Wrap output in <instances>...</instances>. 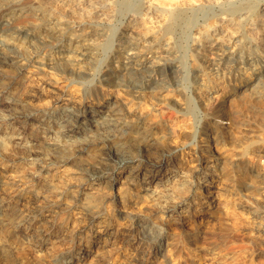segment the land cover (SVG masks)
I'll return each instance as SVG.
<instances>
[{
	"label": "bare ground",
	"instance_id": "obj_1",
	"mask_svg": "<svg viewBox=\"0 0 264 264\" xmlns=\"http://www.w3.org/2000/svg\"><path fill=\"white\" fill-rule=\"evenodd\" d=\"M109 1L111 0H0V21H6L3 26H0V95L7 96L6 94L10 91L12 86H15L18 91V94L16 92V95L11 101L0 104L4 110L9 111L7 117L4 120L1 118L5 124L4 127L15 125L17 127L16 130L22 129L27 133L29 138L33 139V137L36 136L37 138L39 135L36 127L37 124H35L36 126L32 124L36 119H38V117L39 119L40 117L54 119L56 122L57 120L61 119L62 121L60 120L61 123L59 126V132L61 131V135L65 140L67 138L70 140L75 137L74 140H70L71 143L66 142L61 144L57 142L52 143V141L51 143H47L46 141L41 140L38 144L39 146L43 145V152L35 153L28 150L23 152V155H25L27 161H31V164L34 162H39L42 169H46L50 173H53L52 177L57 175V178L61 177L62 179H65V183L68 185V187L71 185L73 186V184L69 183V179L78 180V184H75L74 186L79 188L76 193H80L79 196H76L75 194L70 193V191L65 190L68 192V196L72 198L73 204H48L45 202V197H35L36 195H31L24 189H22L23 191L18 190L19 187L17 188L12 181L7 179V166L0 165V218L10 219L12 216H14L17 219L15 221L16 224L25 225L22 234L23 237L29 238V236L32 235L38 237L42 236L40 237V241H43L41 242L42 246H44V244L46 245L48 241L47 239L45 243V240H42V238H44L46 235L54 233L55 228L58 227L60 230L59 238H61L63 241L70 242L78 249V251H83L85 254H90L96 249L103 251L109 246H114L117 244L131 245L137 238L138 233L149 232L151 234V244H155L161 238L162 233L160 234L157 232L158 230L152 233L148 225L145 226L144 224L140 226L139 229H135V231L133 229L129 230L128 227L119 223L114 211L117 208V200L121 201L122 203L127 202L126 190L129 188L127 189V187H125L126 185H137L139 187H143L144 185H149L152 183V181L154 182L156 179L159 180L158 184L163 182L165 185L164 182L168 180V177L165 178L166 174L163 173V170L168 172V170L171 169L169 167L173 166V164L177 165L179 170H185L191 174L197 173L198 169L201 167L206 171L210 170L209 163L211 160L209 159L210 156H212V153H210V141H215L217 139L223 140V143L228 145L229 148H232L233 146L236 148L238 147L241 149V155H244V153L247 151L254 154H260L264 151L261 145L257 146L254 142L248 144L247 146H243L240 140L237 142V140L234 138V135L231 133L229 134V126H223L221 123V121L226 117L224 111H222L224 101L229 97L244 93L246 90H249L250 86L256 80L254 79L255 75L262 76V73L264 72V6L259 7L258 15L251 23V30H253V35L260 46L258 47L259 50L256 54V57H258V59L260 58V61L258 63L256 61L257 64L255 65V68H252L251 66L253 65L248 63L251 62V58L248 56H242L240 54L234 55L233 53L229 54L226 53V50L225 53H220L221 51H224L222 45L228 44L227 47L236 48L239 43V36H237V33H239L238 30L233 32L231 31L220 36L219 38L217 37L219 36V32L221 31V26L223 24L226 23L225 26L231 25L230 21L232 20L230 18H226L225 16L220 17L218 22H212V24H210L205 30L199 31V35L196 37V41L200 42L199 44L203 47L208 48V52L213 55V57L210 58L211 56L209 57V55L206 54L209 57V61L211 63H208L209 65L203 64L204 66L200 67V72L202 74V84L206 77L211 75L212 78L214 77V72H216L214 69L216 67H214V69L210 67L213 65L221 66V64H226V67L224 68L227 70L230 68L229 63L234 62L235 64H241L242 66L248 65V69H250V71L242 70L243 72H241V77L236 72L240 77V81L238 80V85H229L228 87L226 86L228 83L227 80L222 81L221 79V81L218 80L215 82V87H209L206 89H201V86L199 87L197 91V97L200 99L207 112L211 116L209 124L211 123L212 129L214 130L213 134L209 136L205 133L206 135H204L203 146H201V142L200 146L194 145L197 146L199 150H201L200 152L202 154H200L199 152H196V147L193 146V143L197 137H195V134L190 130H186V132L184 131V134H178L175 130V126L172 127L174 124H172L171 129L169 132H167L168 134H165L164 137H157L155 134V129H157V125L154 123L155 121L150 122L146 116L141 115L138 118L136 117V119L129 121L130 119H127V114L130 112L125 114L124 103L121 100V97H119L123 93H125V96H131L133 93L142 92L145 90L147 91L146 87H148L150 79H143L139 75L141 73V69L145 68L147 64L150 63L151 67L148 69L154 70V67L161 64V62L157 60H159V56H161L164 51L160 52L162 49L160 46L161 36L159 37L156 31L160 27H165L160 29H164L165 32L168 30L169 21L166 14H168L170 11L169 8L164 9L159 7V5L163 3L162 1L159 2L160 0H158V3L160 4H156V0L155 2H152L151 0L150 2L148 0L150 3H148L146 6L147 10L144 13L141 12L142 17H135L137 19L131 17V32H133V34L130 35L129 31H125L124 36L122 37L124 40H118L117 44L120 45L121 49L119 56L116 57L118 58L116 64H118L117 70L123 72L122 77L124 78L121 80H117L118 78L113 80V77L104 79L107 82L101 83L103 87L101 88V97L97 100L92 99V101H87L81 94L80 90L76 88L78 86H74L75 81L70 79V77L74 75L73 72H84L83 70L88 66L89 62L98 58H96L98 54L96 46L97 38H95L92 34L95 33L94 29L96 26L90 23L87 24V22H92L98 16H108L107 12L112 11L109 10ZM236 2L242 5L247 2L249 3L250 0H240V2L239 0H210L209 4H225L228 7V13L231 12L233 15H235V13L241 10L239 9L240 5H237ZM182 3L184 4V2ZM80 4L83 6L77 8V6ZM251 5L253 7V3ZM256 7L257 6H255V9ZM178 11V8L171 10L172 14L170 13V16H173V18L177 17L179 14ZM153 14H158L159 17H162L159 18L160 20L158 23H156V26L154 25L151 27L152 25L150 23L149 17L153 16ZM28 15H37L42 17V20L45 23V26L41 29L42 32H45V35L56 36L55 40L57 42L58 38L64 43V55L65 53L67 55L64 56L66 59L65 62L60 64V66H62L60 69H57V66L54 65L55 59L61 56L60 53L59 55L54 54L55 50L53 53H48V51H43L40 53L36 51L31 52L26 46V43L31 42V40L35 38L38 33H40L38 30L26 26H20L15 29L10 28V25L16 23L18 18H24ZM164 15H166V17ZM235 16H237V14ZM103 22L101 23L103 24ZM148 23H150L151 26H149ZM235 23L237 24V22ZM86 25L90 27L92 26V29L86 28L87 32H79L81 27H86ZM236 29L237 27H235V30ZM22 37L24 38V41L20 42L19 39ZM100 45L101 43L99 46ZM153 45H157V49H154L155 46ZM148 46H150L149 49H147ZM147 50H154V60L150 59L149 56L146 55L145 51ZM41 54H43V56L39 58V55ZM229 60H232V62ZM33 61H36V63L39 64V67H30L29 64L33 63ZM45 67L46 69H44ZM133 69H137L136 72H129V70ZM225 69H223V72ZM207 73L210 75L207 76ZM160 80L162 79L160 78ZM112 82H115V84ZM161 86L164 87V85ZM167 86L168 85H166V87ZM158 87L159 86H157V88ZM159 89L161 88L159 87ZM165 92L167 91L163 88L162 91L160 90V93L157 94V98L160 100V106H162L157 109L158 111H162L167 107L166 104H163L168 98L166 95L167 93ZM111 104L116 105L113 110H111V108L109 109ZM62 112H68V114L66 113L63 117ZM39 113L40 116H38ZM102 114H106V117H104ZM99 119H104L105 122H100L104 126L97 125ZM83 130L85 133L90 135L87 137L84 136L85 138H77V136L80 135ZM250 132L251 130L249 133ZM177 137L185 138L183 144L181 143V147H176L175 145L174 147L169 144L167 145L169 140L173 141V139L175 140ZM27 148L28 147H26V149ZM215 149L218 150L217 147H215ZM176 151H180V155L172 157L173 153ZM192 151V155H194V152L196 154L193 157L191 156ZM21 152L22 151H20V153ZM123 153L127 154L124 155ZM8 155L9 153L7 156ZM240 162L241 164L244 163L243 161ZM36 168L37 167H35V169ZM37 170L38 173L41 171L39 169ZM254 170L255 169L252 170L253 175H251L253 178L252 182L254 180L264 181V173H260L259 171L258 173L255 172L256 174H254ZM67 173H69L68 175L72 176L68 178L62 176ZM226 175V173H223L211 176V178L204 181V191H201L203 188L199 187L198 190L192 194V200L190 203L192 204L194 210H203L204 208H209L210 210L215 211L222 207L227 209L229 205H240L239 209L241 210L244 208L242 202H239V204L236 203L238 199L236 197L235 191L231 188L232 186H229L230 181L228 183V178ZM37 177L32 179L29 177L30 182L32 183L31 186L37 187L42 183V186H45L46 189H51L53 187L51 181L46 180L43 181V183ZM85 184H90L91 186L89 188H83ZM96 185V188L92 187ZM113 190H116L117 194H115ZM167 203L169 204V202H166V204ZM164 205L162 206L161 203L160 206L165 208ZM148 207L152 209V205ZM170 208L172 207L166 206L167 210L164 211V213H167L168 211L171 212V210H169ZM59 210L65 211L66 217L60 224H55L54 218ZM153 211L154 213L152 215H156L158 212L156 210ZM153 211H151V213ZM236 217L239 220V226L243 229V232L246 236L251 238L253 241H256V243L258 241L264 244V227L261 226L263 222L255 221L257 219L251 218L248 215V211L247 215L240 211V215H237ZM12 245L13 246H11L10 249L3 251V259H6L7 263L9 260L8 264H26L25 257L19 253V250L14 244ZM0 247H2L1 232ZM179 247L188 250L189 255L192 257L190 260L191 264L197 263L195 262L194 258H197L199 253L192 243L190 244L188 242H184ZM237 247L239 248V251H234V249H231L232 253L228 255L221 254L219 251H217L216 247H213L212 250H210L211 254H208L211 256L209 258L211 264H264L263 259L256 260L253 258V253L251 254L253 257L246 255L247 257H244L243 261L242 256L239 255L238 257V255L236 256L234 252L247 253L249 245L240 244V247ZM146 253L147 251H141L139 253L140 255H138L142 264H148L150 260L149 258L146 259ZM166 256L167 259L169 258V262H171V264H180V258L175 256L171 250L167 251ZM69 260L70 259H68V261ZM74 260L75 259H72L68 263L73 264Z\"/></svg>",
	"mask_w": 264,
	"mask_h": 264
},
{
	"label": "rangeland",
	"instance_id": "obj_2",
	"mask_svg": "<svg viewBox=\"0 0 264 264\" xmlns=\"http://www.w3.org/2000/svg\"><path fill=\"white\" fill-rule=\"evenodd\" d=\"M147 1L148 0H111L109 1V10L112 11L107 12L108 16L110 15L109 17L98 16L100 18L97 17L92 22H87V24L90 23L96 26V28L94 29L95 33L92 34L95 38H97L96 46L98 54L96 58H98L96 60L90 61L88 66L84 68V72H73L74 75L70 77V79L75 81L74 86H78L76 88L80 90L81 94L87 101H92V99L97 100L101 97V88H103L101 83L107 82L104 79L113 77V80L115 78H118L117 80H121L122 78H124L122 77L123 72L117 70L118 64H116V61L118 60V58L116 57L119 56L121 49L120 45H118L117 43L118 40H124V38L122 37L124 36L125 31H129L130 35L133 34V32H131L132 18L137 19L135 17H142L141 12L144 13L147 10L146 6L148 5V3H150L151 1L155 2V0H149L150 2ZM161 1L164 3V5L163 3H161L162 5L158 3V0H156V4L158 3L160 4L159 7H162L164 9L169 8L170 10L169 13L166 14L169 21L168 30H166L165 32L164 29L160 30L165 27H160L156 31L159 37L161 36V45H159L162 49L160 50V52L164 51L162 55L159 56V60H157L161 62L162 65L159 63L160 65H157L156 67H154L155 69L152 70L148 69L151 67L149 63L145 68L141 69V73L139 75L143 79H150L149 85L148 87H146L147 91L145 90L142 92L133 93L131 96H125V93H123L124 95L121 94V96L119 97H121V100L124 103L125 114L130 112L127 114V119H130L129 121L136 119V117L138 118L140 115L146 116L150 122L155 121L154 123L157 125L155 134L157 137H164L165 134H168L167 132H169L172 124H174L172 127L175 126V130L178 134H184L183 132H186V130H190L195 134V137H197L198 139H195L193 146H200L201 143V146H203L204 135L208 134L209 136L213 134L214 130L212 129L211 123L209 124L211 116L207 112L200 99L197 97V91L199 87L201 86V89L215 87V82H217L218 80L221 81V79L222 81L227 80L228 83L226 84V86L228 87L229 85H238L241 77V72L248 70L250 71V69H248V65L242 66L241 64H235L234 62H232V60H229L232 63H229L230 68L227 70L224 68L226 67V64H221V66H210L212 69L216 67V70L214 69V71L216 72L213 71L215 73L214 77L212 78V75L208 76L210 74L207 73L208 77H206L207 79L205 78V81H203L202 84V74L200 72V67L209 65L211 63L209 61V57L211 56L210 58H212L213 55L208 52V48L203 47L199 44L200 42L196 41V37L197 35H199V31L205 30L210 24H212V22H218L220 20V17L225 16L226 18H230L232 20L230 21L231 25L225 26L226 23L223 24L221 26L219 36L217 37L219 38L220 36L231 31L233 32L238 30L239 33H237V36H239V43L236 48L227 47L228 44L222 45L224 51H221L220 53H225L226 50V53L229 54L233 53L234 55L240 54L242 56H248L251 58V62L248 63H251L253 65L251 67L255 68V65L260 61V58L258 59V57H256V54L259 50L258 47L260 46L255 36L253 35V30H251V23L258 15L259 7L264 6V0H250V4L247 2L242 5L236 2L237 5H240L239 9H241L237 13H235V15L237 14V16L233 15L231 12L228 13V7L225 4L211 5L209 4L210 0H160L159 2ZM166 2L169 4H167ZM182 2H184V4ZM252 3L254 8L251 5ZM80 6L83 5L80 4L79 6H77V8H79ZM255 6H257L256 9ZM176 8H178L179 14L177 17L173 18V16H170L173 12H171V10H174ZM166 15L164 16L166 17ZM156 16L158 19L156 18ZM151 17H149V19L152 26L150 25V23H148V25L153 27L154 25H157L156 23H158V21L160 20L159 18H161L162 16L159 17L158 14H153V16ZM22 18L23 17L18 18L16 23L10 25V28L15 29L20 26H26L38 30L40 33H38L36 37L31 40V42H25L26 46L30 49L31 52L36 51L40 53L43 51H48V53H53V51L55 50L54 54L59 55L60 53L61 56L59 58L57 57L54 63V65L57 66V69H60L62 67L60 66V64L65 62L66 57L64 58V56L67 55L66 53L64 55V43L61 42V40L58 38L57 42L55 40L56 36L45 35V32H42L41 29L45 26L42 17L37 15H28L23 19ZM98 19L100 23L98 22ZM101 22H103V24ZM235 22H237V24ZM5 23L6 21L1 20L0 26H3ZM247 24L249 25V27ZM87 26L88 25H86V27H81V30H79V32H87L86 28L92 29V26ZM235 27H237L236 30ZM247 27L250 29H248ZM45 37L47 38V40ZM19 40L20 42H23L24 38L22 37ZM100 43L101 45L99 46ZM164 44L165 46L169 47H165ZM156 46L154 49H157ZM149 47L150 46H148L147 49H149ZM153 51H145L146 55L149 56V58L152 60L155 59L153 56ZM206 54L209 55V57ZM42 56L43 54L39 55V58ZM29 66L39 67V64L36 63V61H33V63L29 64ZM44 69H46V67ZM223 69H225L226 71L224 70L223 72ZM136 70L137 69L129 70V72H136ZM160 78L162 80H160ZM254 79L256 80L250 86L249 90H246L244 93L229 97L224 101L222 111H224L226 117L221 121V123L223 126H229V134H233L237 142H239L240 140L243 146H247L248 144L254 142L255 145H261L264 149V72L262 73V76L255 75ZM112 83L115 84V82ZM161 85H164V87ZM166 85L168 86L166 87ZM157 86H159L161 89H159V87L157 88ZM14 88L15 86H12L10 91L6 94L8 97L0 95V104H2L3 102L11 101L16 95V92L18 94L17 89ZM163 88L164 90L166 89L167 92L165 93H167L166 95L168 96V98L166 97V102L163 103L167 106L162 110L164 112L157 110L158 108L162 107L160 106V100L157 98V94L160 93V90L162 91ZM115 107V104H111L109 106V109L111 108V110H113ZM8 112V110H4V108H2V105H0V165L7 166V179L12 181L17 188L19 187L18 190L23 191L22 189H24L28 191L29 194L36 195L35 197H45V202L48 204H73L72 198L68 196V192L65 190H68L70 191V193L79 196L80 193H76L79 188L74 186L75 184H78V180L69 179V183L73 184V186L71 185L68 187V185H66L65 183V179H62L61 177L57 178V175L52 177L53 173H50L46 169H42L39 162H34L33 164H31V161H27L25 155H23V152L28 150L35 153L43 152V145L39 146L38 144L41 140H44L47 143H51L52 141V143L57 142L62 144L66 142L71 143V141L74 140L75 137L70 139L71 141L68 140V138L66 140L63 139L61 131L59 132V126L62 121L61 119V121L57 120L56 122L54 119H48L45 117H40L39 119L38 117L39 121L38 119H36L32 124L34 126H36L35 124H37L36 127L39 135L37 138L36 136L33 137V139L29 138L27 133L22 129L16 130L17 127L15 125L4 127L5 124L3 120L7 117ZM66 113L68 114V112H62L63 117ZM102 115L106 117V114ZM38 116H40V113L38 114ZM103 121L104 119H99L97 125L104 126L102 123H100ZM185 125L188 127H186ZM250 130L252 133H249ZM89 135L83 130V132H81L80 135L77 136V138H85ZM171 141L169 140V142H167V145L169 144L171 146L175 145L176 147H181L183 142L185 141V138L177 137L175 138V140L173 139V141ZM210 144L212 146H210V153H212V156H210L209 159L211 160V162L209 163L210 170L206 171L201 167L198 169L197 173L191 174L190 172H187L185 170H179L177 165L173 164V166L169 167L171 169L168 170V172H165V170H163V173L166 174L165 178L168 177V180L164 182L165 185L163 184V182L161 184H158V179H156L157 181L154 180V182L152 181V183H150L149 185H144L143 187H139L137 185H126L125 187H127V189L129 188L128 190H126L127 202H123V204L121 201L117 200V208L114 212L116 217L118 218L119 223L123 226L128 227L129 230L139 229L140 226L144 224L145 226L148 225L150 227L152 233L158 230L157 232H159L160 234L162 233V236L160 238L161 240L159 239V241L155 244H151V234L149 232H145L137 234V238L132 243L133 245L117 244L114 246H109L106 250L103 251L96 249L90 254H85L83 251H78V249L70 242L63 241L61 238H59L60 230L57 227L55 228L54 233L46 235L44 236V238H42V240H45V243L48 239L47 244H44V246H42L41 242L43 241H40V237L42 236L38 237L32 235L29 236V238H24L22 234L25 225L16 224L15 221L17 219L12 216L10 219L0 218V232L2 235V247H0V264L9 263V260L7 263L6 259H3L2 253L3 251L10 249V247L13 246L12 244H14L19 250V253H21L23 257H25L26 264H67L72 259H75L73 264H142L138 256L140 255L139 253L141 251H147V257H145L146 259H150L148 264H171V262H169V258L167 259L166 256L168 250H171V252H173L175 256L180 258V264H191L190 260L192 257L189 255L188 250L179 247L184 242H188L190 244L192 243L193 246L198 250L199 256L197 258H194L195 262H197L196 264H211L209 260L211 256L208 254H211L210 250H212L213 247H216L217 251H219L221 254L228 255L232 253L231 249H234V251H239V248L237 246L240 247V244L249 245L247 250L248 252H236L237 254L234 252L236 256L238 255L239 257V255H241L243 260L244 257H247L246 255H253L254 257H252L256 260H264V244L258 241L256 243V241H253L251 238L246 236L243 232V229L239 226V220L236 217L237 215H240V211L244 212L246 215L248 211V215L253 219H257L255 221L263 222L261 226L264 227V181L254 180L252 182L253 178L251 177V175H253V169H255L254 174L258 173L259 171L260 173H264V151L260 154H254L247 151L244 153V155H241V149H239L238 147L236 148L235 146L232 147L233 149L229 148L228 145H225V143H223V140H213L210 141ZM30 145L32 146V148ZM197 146H194L196 147V152L202 154L200 152L201 150H199ZM26 147L28 148L26 149ZM215 147H217L219 151L216 150ZM20 151H22L21 153L23 157L21 156ZM179 152L180 151H176L175 153H173L172 157L180 155ZM8 153L9 155L7 156ZM192 154L193 151L191 152V156L193 157L194 155H196L195 152L194 155ZM23 159L26 160L24 161ZM240 161H243L246 166L244 163L241 164ZM34 166L37 168L35 169ZM37 169L42 170L38 173ZM32 170H34L35 172ZM223 173L227 174L226 176L228 178V183L230 181L229 186H232L231 188L235 191L236 197L238 199L236 203L239 204V202H242V205L245 209H239L240 205H229L227 209L222 207L215 211L210 210L209 208H204L203 210H194L192 204L190 203L192 200V194H194V192H196L199 187L203 188L204 181L211 178V176ZM68 174L69 173L62 176H65V178L72 176ZM28 176L30 177V179L38 176L37 178H39L41 182L46 180L51 181L53 187L51 189H46L45 186H42V183L37 187L31 186L32 183L30 182ZM90 186V184H85L83 188H89ZM92 187L96 188L97 185ZM201 191H204V188ZM113 192L117 194L116 190H113ZM166 202H169V204H166ZM161 203L162 206L165 204V208L160 206ZM150 205H152L153 210L158 211L156 215H152L154 211L148 207ZM166 206L172 207L169 209L171 210V212L168 211L169 213H164V211L167 210ZM151 211L153 212L151 213ZM65 217L66 212L63 210H59L54 218L55 224H60L65 219ZM158 227H160L161 229ZM68 259L70 260L68 261Z\"/></svg>",
	"mask_w": 264,
	"mask_h": 264
}]
</instances>
